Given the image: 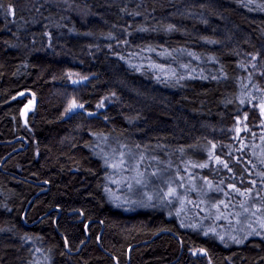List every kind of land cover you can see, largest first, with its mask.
Here are the masks:
<instances>
[{"label": "trees", "instance_id": "16d2710c", "mask_svg": "<svg viewBox=\"0 0 264 264\" xmlns=\"http://www.w3.org/2000/svg\"><path fill=\"white\" fill-rule=\"evenodd\" d=\"M74 105L97 116L65 120ZM262 105L264 0H0V264H264V236L115 207L96 151L123 141L247 194Z\"/></svg>", "mask_w": 264, "mask_h": 264}, {"label": "rangeland", "instance_id": "374dc122", "mask_svg": "<svg viewBox=\"0 0 264 264\" xmlns=\"http://www.w3.org/2000/svg\"><path fill=\"white\" fill-rule=\"evenodd\" d=\"M70 75L72 84L79 81L75 73ZM260 115L264 126V105ZM243 131L239 123L236 136ZM96 151L109 169L107 196L115 207L175 212L191 223L199 222L204 234L227 245L264 236V137L253 151L258 177L252 182L255 190L247 194L233 188L226 192L190 173L181 160L174 167L170 159L123 141L101 139Z\"/></svg>", "mask_w": 264, "mask_h": 264}, {"label": "water", "instance_id": "95a60500", "mask_svg": "<svg viewBox=\"0 0 264 264\" xmlns=\"http://www.w3.org/2000/svg\"><path fill=\"white\" fill-rule=\"evenodd\" d=\"M86 81L85 80H82V81H79L75 84H73L74 86L78 85V84H82V83H85ZM24 96L23 95H20V98H23ZM36 105L35 102L33 103H30L25 109H24V114L29 110L30 107H34ZM78 113H82V114H86L88 115L89 117H96L97 115L96 114H92V113H87V111L85 110V106H77V105H74L71 110L69 111V114L67 115V117L65 118V120H68L70 119L72 116H74L75 114H78Z\"/></svg>", "mask_w": 264, "mask_h": 264}]
</instances>
